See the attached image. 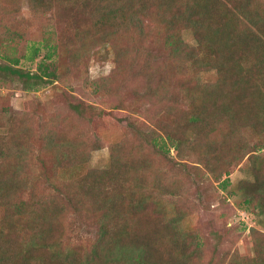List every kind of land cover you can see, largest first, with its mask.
Returning a JSON list of instances; mask_svg holds the SVG:
<instances>
[{
	"label": "trees",
	"instance_id": "1",
	"mask_svg": "<svg viewBox=\"0 0 264 264\" xmlns=\"http://www.w3.org/2000/svg\"><path fill=\"white\" fill-rule=\"evenodd\" d=\"M24 1L31 14L56 28L47 33L35 72L18 68L25 59L18 20ZM102 43L111 48L114 67L89 81L95 97L109 101L110 110L97 114L127 121L124 130L137 144L128 142L126 132L124 142L110 144L108 168L83 173L86 152L102 146L82 131L92 105L74 99L67 103V118L48 119L53 130L42 137L47 163L32 157L37 143L29 142L28 122L9 125L8 135L0 137V264H190L201 244L177 227L182 217L174 208H164L163 232L152 236L114 204L161 205L157 195L176 193V175L192 156L216 181L247 158L255 183H239L231 194L264 214V0H0V72L25 80L27 88L64 83L67 71L78 70ZM205 73L212 78L202 80ZM171 148L179 159L169 157ZM158 156L180 167L171 165V181L155 170ZM36 161L54 173L38 195L25 173ZM228 185L227 179L220 183L224 190ZM70 209L103 212L90 245L65 240L60 217ZM249 264H264V257Z\"/></svg>",
	"mask_w": 264,
	"mask_h": 264
},
{
	"label": "rangeland",
	"instance_id": "2",
	"mask_svg": "<svg viewBox=\"0 0 264 264\" xmlns=\"http://www.w3.org/2000/svg\"><path fill=\"white\" fill-rule=\"evenodd\" d=\"M28 8L27 1H24L21 8L22 17L18 20H21L19 32L23 35L22 39H25L23 51L21 47L19 50L25 53V59L20 61L18 68L24 72H35L38 63L46 52L44 44H46L45 39L48 37L47 33L50 30L55 31L56 28L52 26L55 23L50 22L43 15L38 17L31 14ZM183 38L190 46L196 45L189 32H184ZM53 39L56 41V36ZM5 53L12 55V52L8 50ZM86 60L81 63L78 70L69 66L72 68V70L67 71L69 79L64 83L58 81L56 86L49 84L27 88L24 85L25 80L0 72V137L8 135L9 125H13V122L27 121L32 132V138L29 142L37 143L32 151V157H41L47 163L50 160V154L46 153L45 142L42 137L44 136L43 131L47 128L50 129L47 125L48 119L52 118L53 115L59 118H67V103L73 102L74 99H80L94 108L93 111L88 110V113L83 117L86 120L82 127L83 134L87 135L90 141H98L102 145L97 149L92 147L86 152L83 173L108 168L110 163L109 146L115 140L117 143L124 142L121 139L126 136V132H129L127 133L128 142L132 145L137 144L131 131L124 130L128 128L127 121L119 124L115 119L97 114L98 110H110L109 101L106 102L100 97H95L89 85L90 80L107 76L114 67V55L111 48L103 43L93 47L89 58ZM212 76L213 73H205L201 75V79L207 80ZM3 110H7L4 111L6 121H3L1 114ZM125 113L143 120L138 113L135 114L132 111ZM145 123L149 124L148 122ZM57 132L59 131L57 130ZM257 139V137L252 136L251 140ZM262 143L264 145V140ZM259 153L260 157L264 155V146ZM175 156L178 158L176 151L171 148L169 157L174 160ZM197 160L196 156H192L184 162L181 161L185 163L183 165L185 168L176 175L179 179V189H176V193L157 195L156 190L150 192L154 197L157 195L156 200L163 207L150 201L140 207L133 206L130 202L121 205L114 204V206L121 215L131 220L130 223L137 221L140 223V228L148 227L152 236L155 234V230L159 229V235L163 232L161 230L163 226L160 224L163 225L164 208L167 212L170 208H174L175 212L180 213L182 217L176 226L183 228L184 233H194L201 244V254L193 255L190 264H249L251 260L256 261L259 257L263 258L264 250L261 249H264V214L254 209L252 203L242 206L231 194L239 183H244L246 187L248 184L255 183L249 160L245 158L237 167L232 169L229 176L222 175L220 181L214 180L204 167L203 162ZM155 161V170L160 173L167 172L166 180L171 181L174 176L170 167L177 165L175 161L172 162L168 158L164 159L159 156L156 157ZM50 166L47 164V167ZM41 167L46 169L43 171ZM47 167L43 162L36 161L25 168L27 184L29 187L36 188V195L39 191L42 194L41 187L43 188L47 184L45 178L49 180L54 174L52 172L47 174ZM178 168L180 167L174 166L175 170ZM41 171L47 176H41L39 174ZM259 175H264V165L261 166ZM226 179L229 181V185L224 190L220 183ZM168 205H170L169 208ZM101 213H103L101 210L83 212L71 209L65 212L60 217L65 240L67 242L72 241L74 247L87 246L93 243L92 241L95 240L99 231ZM256 246L259 251L258 254L255 252ZM260 247L262 248L260 249ZM165 257L167 256L165 255Z\"/></svg>",
	"mask_w": 264,
	"mask_h": 264
}]
</instances>
